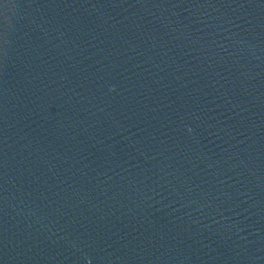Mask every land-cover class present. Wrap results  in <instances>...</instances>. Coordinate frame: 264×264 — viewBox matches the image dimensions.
<instances>
[{"label":"water","instance_id":"water-1","mask_svg":"<svg viewBox=\"0 0 264 264\" xmlns=\"http://www.w3.org/2000/svg\"><path fill=\"white\" fill-rule=\"evenodd\" d=\"M0 264H264V0H0Z\"/></svg>","mask_w":264,"mask_h":264}]
</instances>
